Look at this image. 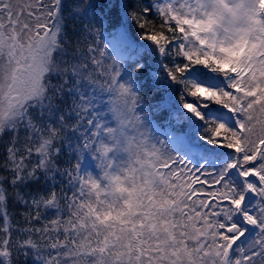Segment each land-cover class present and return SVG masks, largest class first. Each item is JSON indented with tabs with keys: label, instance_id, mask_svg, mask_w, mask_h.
<instances>
[{
	"label": "snow or ice",
	"instance_id": "snow-or-ice-1",
	"mask_svg": "<svg viewBox=\"0 0 264 264\" xmlns=\"http://www.w3.org/2000/svg\"><path fill=\"white\" fill-rule=\"evenodd\" d=\"M0 264H264V0H0Z\"/></svg>",
	"mask_w": 264,
	"mask_h": 264
},
{
	"label": "rangeland",
	"instance_id": "rangeland-1",
	"mask_svg": "<svg viewBox=\"0 0 264 264\" xmlns=\"http://www.w3.org/2000/svg\"><path fill=\"white\" fill-rule=\"evenodd\" d=\"M161 131H163V129H161Z\"/></svg>",
	"mask_w": 264,
	"mask_h": 264
}]
</instances>
